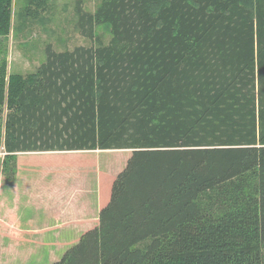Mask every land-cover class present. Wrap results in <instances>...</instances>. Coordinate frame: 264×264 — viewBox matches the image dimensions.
I'll list each match as a JSON object with an SVG mask.
<instances>
[{"label":"trees","instance_id":"obj_1","mask_svg":"<svg viewBox=\"0 0 264 264\" xmlns=\"http://www.w3.org/2000/svg\"><path fill=\"white\" fill-rule=\"evenodd\" d=\"M14 0H0V35ZM36 72L0 69L18 152L132 150L97 227L52 264H264V0H103ZM6 164V165H7Z\"/></svg>","mask_w":264,"mask_h":264},{"label":"crops","instance_id":"obj_2","mask_svg":"<svg viewBox=\"0 0 264 264\" xmlns=\"http://www.w3.org/2000/svg\"><path fill=\"white\" fill-rule=\"evenodd\" d=\"M116 151L126 154L120 156L121 160L115 157L123 164L111 170L107 155ZM131 152L130 149L18 152L15 177L3 179L0 174V245L6 244L1 243L3 238L21 247L68 249L77 244L85 232L99 225L100 212L111 198L113 182ZM26 204L37 206V219H43L41 224L25 227L21 222L19 206Z\"/></svg>","mask_w":264,"mask_h":264},{"label":"rangeland","instance_id":"obj_3","mask_svg":"<svg viewBox=\"0 0 264 264\" xmlns=\"http://www.w3.org/2000/svg\"><path fill=\"white\" fill-rule=\"evenodd\" d=\"M249 1L252 2V0ZM102 3L103 0H14L11 32L7 36L0 35V69L6 63L7 75L34 73L47 59L49 45L56 51H66L80 45L109 44L112 39V28L109 23L95 26L94 38L84 36L79 27L78 7L82 6L84 11L95 13ZM6 115L5 107L0 112V156L3 160L6 157L3 143ZM121 152L116 151L107 155L110 159L108 165L112 166L111 170L123 164V161L115 160V157L120 158L121 155L126 154ZM10 163H16L17 172V155L14 161L10 159ZM6 164L1 165L0 174L3 179L4 177L9 179L8 175L11 171L9 164ZM36 207L30 204L19 206L21 212L19 216L25 227H29L32 223H42V218L37 219L39 212ZM25 237L28 238V235ZM7 240L9 239L1 240V243L6 242V244L0 245V264H52L67 250V246L66 248L63 246H13ZM30 243L34 244V241L31 240Z\"/></svg>","mask_w":264,"mask_h":264}]
</instances>
